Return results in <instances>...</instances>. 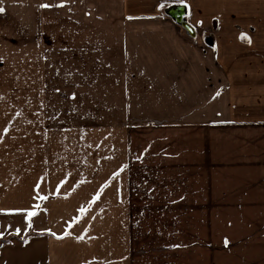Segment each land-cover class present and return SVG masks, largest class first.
Returning a JSON list of instances; mask_svg holds the SVG:
<instances>
[{"label": "crops", "instance_id": "1", "mask_svg": "<svg viewBox=\"0 0 264 264\" xmlns=\"http://www.w3.org/2000/svg\"><path fill=\"white\" fill-rule=\"evenodd\" d=\"M0 7V58L10 55L11 37L41 57L71 47L77 62L103 66L97 73L109 96L105 109L172 112L163 134L147 136L152 150L168 144L147 161L151 223L153 230L163 226L153 235H165L153 245L158 252L175 254L173 224H200L194 241L189 226L183 249L197 247L203 264H264V0H0ZM174 10H184L193 33L170 15ZM146 117L145 125L160 126L159 116ZM46 138L35 140L39 153ZM128 163L121 150L114 177L99 185L58 183L42 165L27 169L34 178L25 180L23 199L9 183L0 197V233L30 236L4 244L0 264L9 247L34 251L24 264H137L142 253L127 244L121 224L128 207L142 206L143 222L148 210L131 197ZM177 174L184 176L178 182ZM98 202L120 208L99 228L91 213Z\"/></svg>", "mask_w": 264, "mask_h": 264}, {"label": "rangeland", "instance_id": "2", "mask_svg": "<svg viewBox=\"0 0 264 264\" xmlns=\"http://www.w3.org/2000/svg\"><path fill=\"white\" fill-rule=\"evenodd\" d=\"M52 49L56 51H49L41 57L38 48L33 46L29 49L24 46L22 38L11 37L10 55L0 58L8 59L0 61L1 200L7 197L9 183L12 188L15 187L17 198L23 199L25 180L34 178L33 174L29 176L25 171L34 170L40 165L47 170L48 177L55 178L58 183H105L114 177L110 172L114 171L112 167L119 163L120 151L124 150L128 153V171L131 169L128 182L134 187L131 197L145 201L144 208L148 210L144 212L148 216L143 222L142 206L135 204L128 207V222L121 224L127 231V244L142 253L137 252V264H203L198 249L194 250L197 247L190 252L183 249L189 226L194 241L200 224H173L175 254L162 250L158 252L157 247L153 246L160 244L165 235L159 233L163 230L162 224H156L153 230L154 224L151 223L154 174L147 171L152 167L147 161L153 154L156 157L165 154L162 148L168 144L166 141L156 142L155 150H152L151 143H147V136L154 131L163 134L165 129L161 127L169 126H163L162 122H167L172 112L149 110L126 114L117 105H108L109 108L105 109L104 103L109 96L102 93L105 80L97 73L103 66L77 62L80 53L71 47ZM88 88L97 91L88 95L85 93ZM107 102L110 104V101ZM152 114L161 118L160 126L145 125L150 123V118L146 116ZM43 123L47 126H41ZM39 135L47 136L40 153V144L35 141ZM138 155L142 169L136 166ZM164 162L163 165H168L167 161ZM159 177L155 176V184H159ZM166 177L164 183H167ZM183 177L177 174V182ZM98 205L99 202L92 209L94 212L91 211L96 215L97 228L107 222L108 215H118L120 209ZM111 226L112 231L118 230L119 223H112ZM4 231L1 232L0 242L6 239L22 242L30 236L11 234V237H2L8 235ZM155 231L159 232L154 236ZM33 254V250L24 253L15 249L11 251L9 247L3 254V264H11V257L14 258L13 264H24L25 258Z\"/></svg>", "mask_w": 264, "mask_h": 264}, {"label": "water", "instance_id": "3", "mask_svg": "<svg viewBox=\"0 0 264 264\" xmlns=\"http://www.w3.org/2000/svg\"><path fill=\"white\" fill-rule=\"evenodd\" d=\"M179 12L177 11H171L170 12V15L180 24H182L186 29L190 30L191 29L189 28V26H187L183 20V16L185 14L184 10H178ZM193 33V31H191Z\"/></svg>", "mask_w": 264, "mask_h": 264}, {"label": "snow or ice", "instance_id": "4", "mask_svg": "<svg viewBox=\"0 0 264 264\" xmlns=\"http://www.w3.org/2000/svg\"><path fill=\"white\" fill-rule=\"evenodd\" d=\"M42 7H48L49 5H41ZM4 11V9L2 8V7H0V12H3ZM244 34H242V36H243ZM249 42H251V40H250V38H249ZM74 95V94H73ZM7 131V129H5V132ZM79 211H81V212H84V211H86V209L85 208H81ZM32 215H35V213L34 212H30L29 213V216H32ZM16 231L17 232H19V228H17L16 229ZM0 235H3V233H0Z\"/></svg>", "mask_w": 264, "mask_h": 264}, {"label": "trees", "instance_id": "5", "mask_svg": "<svg viewBox=\"0 0 264 264\" xmlns=\"http://www.w3.org/2000/svg\"><path fill=\"white\" fill-rule=\"evenodd\" d=\"M11 237V236H10ZM10 241V239L9 240H3V241H1L0 242V249H1V247L4 245V244H6V243H8Z\"/></svg>", "mask_w": 264, "mask_h": 264}]
</instances>
